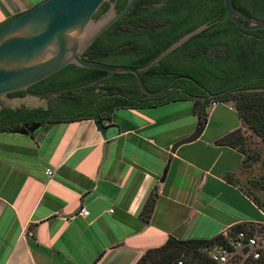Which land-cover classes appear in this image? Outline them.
Listing matches in <instances>:
<instances>
[{
    "label": "crops",
    "instance_id": "1",
    "mask_svg": "<svg viewBox=\"0 0 264 264\" xmlns=\"http://www.w3.org/2000/svg\"><path fill=\"white\" fill-rule=\"evenodd\" d=\"M39 1L0 0V23ZM193 101L116 107L104 131L89 117L0 130V264H136L169 238L263 220L243 191L245 149L217 142L245 130L229 103L209 105L199 136L171 152L196 128Z\"/></svg>",
    "mask_w": 264,
    "mask_h": 264
},
{
    "label": "trees",
    "instance_id": "2",
    "mask_svg": "<svg viewBox=\"0 0 264 264\" xmlns=\"http://www.w3.org/2000/svg\"><path fill=\"white\" fill-rule=\"evenodd\" d=\"M230 1L247 16L264 18V0ZM124 2L115 0V7L121 8ZM106 7L107 2H104L93 16L97 17ZM218 18H224L222 0H134L123 16L85 49L82 57L108 64L141 67L187 31ZM6 21L0 23V27ZM212 49L218 52L210 53ZM178 74L195 78L212 93L211 98L215 101L234 99V108L243 126L264 143V28L245 30L236 27L229 18H224L188 38L151 69L141 72L140 76L147 89L155 90ZM171 85L180 87L182 91L160 101L125 99L124 95L140 98L139 94L142 93L133 74L110 73L68 64L32 84L29 90L22 91L36 96L57 94V100L65 109L55 111L50 103L46 108L1 107L0 130L18 131L34 121L42 124L82 117L97 121L104 119L113 107L150 106L177 98H192L194 113L199 120H205L209 98L199 99L195 96L205 92L185 78H176ZM96 87L99 89L95 90ZM97 97L98 100L112 102L105 116L93 113V108H98L94 104ZM48 117L53 119L48 120ZM242 139L239 128L227 132L217 142L239 146ZM246 162L244 158L243 166ZM258 181L264 184V171ZM243 191L264 212V200L248 187ZM153 205L154 198L151 196L142 210L145 220H148ZM243 226L244 223H237L232 229ZM215 239L169 238L162 246L147 250L136 264H168L183 251L192 250L198 254L196 248Z\"/></svg>",
    "mask_w": 264,
    "mask_h": 264
},
{
    "label": "water",
    "instance_id": "3",
    "mask_svg": "<svg viewBox=\"0 0 264 264\" xmlns=\"http://www.w3.org/2000/svg\"><path fill=\"white\" fill-rule=\"evenodd\" d=\"M104 2H107L106 9L94 17L93 14ZM133 2L134 0H125L122 7L117 9L115 0H40L11 16L0 27V95L25 91L30 85L47 78L68 64H73L110 73H131L139 90L149 96L163 92L176 78H185L203 90L209 98V90L189 75H174L160 88L149 90L145 87L140 73L151 69L194 34L224 18H229L241 29L264 28V18L249 17L239 12L230 0H222L224 18L197 25L171 42L144 66L108 64L83 58L85 49L122 17ZM96 123L101 131L106 129L104 119H98ZM40 125V121H34L19 128L18 132L31 133ZM202 128L203 121L198 120L193 132L172 144L171 152L178 145L196 139Z\"/></svg>",
    "mask_w": 264,
    "mask_h": 264
},
{
    "label": "built area",
    "instance_id": "4",
    "mask_svg": "<svg viewBox=\"0 0 264 264\" xmlns=\"http://www.w3.org/2000/svg\"><path fill=\"white\" fill-rule=\"evenodd\" d=\"M79 212L83 216L88 214L84 208ZM232 226L216 234L213 242L196 248L198 254L192 250L183 251L168 264H264V219L246 222L237 230Z\"/></svg>",
    "mask_w": 264,
    "mask_h": 264
},
{
    "label": "rangeland",
    "instance_id": "5",
    "mask_svg": "<svg viewBox=\"0 0 264 264\" xmlns=\"http://www.w3.org/2000/svg\"><path fill=\"white\" fill-rule=\"evenodd\" d=\"M213 52H218V50L212 49L210 51V53ZM98 89H99L98 87L95 88V90ZM56 99H57V94H50L48 97H42V96L31 95L24 92H11L0 95V108L1 107L16 108L20 106H25V107L42 106L46 108L50 103V100H56ZM214 101L215 99L209 97L208 106L210 105L211 102ZM225 102L229 103L231 106L234 107L235 104L234 99H228ZM51 118L52 117H48L47 119L50 120ZM244 129H245L244 132H242L243 139L241 140L239 146L245 149L246 159H247L246 165L243 166V168H245V172H244L245 174L244 177L246 179L245 186H247L254 194H256L258 198L264 200V184L262 185L260 181H258V177L264 171L263 169L264 143L245 125H244ZM248 198L251 202H253V198L251 196H249Z\"/></svg>",
    "mask_w": 264,
    "mask_h": 264
},
{
    "label": "flooded vegetation",
    "instance_id": "6",
    "mask_svg": "<svg viewBox=\"0 0 264 264\" xmlns=\"http://www.w3.org/2000/svg\"><path fill=\"white\" fill-rule=\"evenodd\" d=\"M112 2H114V1H112ZM148 82H151V81H148ZM32 85H30L26 90H29V88L31 87ZM178 88H180V87H178V86H172L171 84H170V86L167 88V89H165L163 92H161V93H159V94H157V95H155V96H149V95H143L142 93V95L141 94H139V96H140V98H135L134 96H126V95H124L123 97L125 98V99H132V100H138V101H140V102H145V101H147V100H149V99H154V100H164V99H166V98H168L169 96H171V95H173V94H175L177 91H182V89L181 90H179ZM35 89H37V88H35ZM16 92H22V91H16ZM211 93V92H210ZM50 94L48 93V94H46V95H43L42 97H48ZM211 95H212V93H211ZM195 96H197V97H201V96H204L203 98L201 97V98H199V99H204V98H207L206 97V93L205 94H198V95H195ZM99 99V97H97L95 100H94V104H96L97 106H98V108H93V113H96L98 116H105V113H107V110L109 109V105L112 103L111 101H107V100H98ZM50 102H51V100H50ZM114 108H116V107H113L110 111H112ZM62 109H65L64 107H62L61 109H60V111L62 110ZM98 109V110H97Z\"/></svg>",
    "mask_w": 264,
    "mask_h": 264
}]
</instances>
